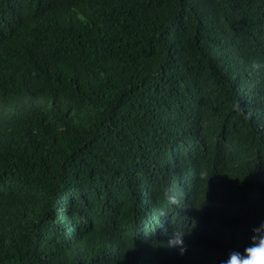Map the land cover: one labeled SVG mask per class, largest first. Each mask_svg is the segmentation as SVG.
I'll use <instances>...</instances> for the list:
<instances>
[{
	"label": "trees",
	"instance_id": "obj_1",
	"mask_svg": "<svg viewBox=\"0 0 264 264\" xmlns=\"http://www.w3.org/2000/svg\"><path fill=\"white\" fill-rule=\"evenodd\" d=\"M264 0H0V264H264Z\"/></svg>",
	"mask_w": 264,
	"mask_h": 264
},
{
	"label": "clouds",
	"instance_id": "obj_2",
	"mask_svg": "<svg viewBox=\"0 0 264 264\" xmlns=\"http://www.w3.org/2000/svg\"><path fill=\"white\" fill-rule=\"evenodd\" d=\"M263 252H264V251H261V252L257 253V254H258V257H260V256L262 255Z\"/></svg>",
	"mask_w": 264,
	"mask_h": 264
}]
</instances>
